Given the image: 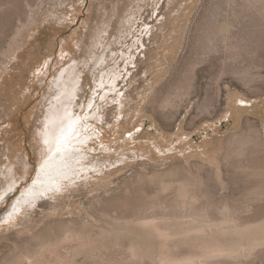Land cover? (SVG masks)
Returning <instances> with one entry per match:
<instances>
[{
	"label": "rangeland",
	"instance_id": "1",
	"mask_svg": "<svg viewBox=\"0 0 264 264\" xmlns=\"http://www.w3.org/2000/svg\"><path fill=\"white\" fill-rule=\"evenodd\" d=\"M244 1L0 0V264H150L128 256L133 236H94L110 228L105 216L172 199L182 183L208 208L264 186V25ZM216 5L223 15H212ZM240 10L253 21L235 23ZM231 51L238 65L255 63L250 82ZM61 105L87 135L77 164L94 167L3 218L32 181ZM236 136L249 142L233 158Z\"/></svg>",
	"mask_w": 264,
	"mask_h": 264
},
{
	"label": "bare ground",
	"instance_id": "2",
	"mask_svg": "<svg viewBox=\"0 0 264 264\" xmlns=\"http://www.w3.org/2000/svg\"><path fill=\"white\" fill-rule=\"evenodd\" d=\"M245 1L246 6L247 3L249 4L251 9L250 12L252 15L254 14V18L257 17L258 23L260 20L259 24L263 23L264 25V0ZM216 6L217 7L212 11L213 16L221 15L222 13L220 12L222 10H220L221 7L219 5ZM233 6L236 5L229 4V7H231L232 10L234 9ZM249 7L247 8L249 9ZM243 10L245 11L246 9ZM243 13L241 10L240 12H234L236 15L235 23H243L244 25H246V23L249 24V21L251 23V17L253 16L250 15L251 17H249L251 20L247 21L248 18L246 19L245 16L248 17V14L244 15ZM31 19L32 16L29 14L28 18L21 21L20 25L16 27L15 32L8 42V47L12 45V42L19 34L20 29L25 26L27 22H31ZM241 31H243V29ZM228 35H224L221 38L222 43L227 48V51H230L229 46L231 43L228 44V40H230L228 39ZM214 40L215 39L212 37L208 38L203 43L202 48L206 50L211 49L215 46ZM253 40H251V42H253ZM234 47L232 46V48ZM230 53L233 55L232 62L234 65H232V67L234 71H236L237 74L241 73L242 79L245 82H250L253 77L250 70L256 67L255 63L245 62L246 64L244 65H238L240 61L237 58V52L231 51ZM164 102L167 101L163 100V102L160 103V106H163L161 104H164ZM74 118L75 117L72 116V114L67 113L65 105H61V107L57 108L47 119L49 128L43 138L46 151L39 162L37 175L34 179L35 183L33 181L23 190L22 194L12 203L9 211L3 218L12 215L17 210V205L20 203H31L42 194L56 188L58 184L63 181L73 180L75 177L81 175V173H85L89 168L94 167V165L89 166L77 164L78 159L81 157V154L79 153L80 145L85 141L87 135L80 136L78 134L80 138L79 142L72 139L68 145L69 149L72 150L71 155L68 157L56 154V146L53 145L50 150L49 145L45 143V140L55 139V137L59 134L62 124L65 128L69 125H73V136L77 135V121ZM246 142H249V139L239 136L230 138L227 142L228 155L233 158H237V156H239L240 146ZM257 144L263 145L262 137L260 138L257 136ZM53 155H56V159L50 161L47 167L43 168L45 160ZM262 168L263 169L261 171L264 172V166H262ZM37 177H40V180H38ZM41 180L43 181L42 183ZM186 187L188 186H185L184 183L174 187L176 195H174L172 199L164 197L152 199L147 204H144V202V206L142 208L140 206L141 209H139V211L135 214L120 217L105 216V222L110 228L108 230L99 228L95 231V233H93L94 236L112 239L121 238L119 237L120 235H125L127 237L133 236L134 239L131 240L129 247L126 250L128 256L138 260L148 259L150 264H238L243 261H246L247 263V261L252 260L255 257L264 255V215H257L254 213V204L264 202V186L258 184L252 187L251 189L255 191L254 196L251 195L249 198L250 200L247 199L248 201L246 200V202L244 201L239 204L224 202V204L214 208L199 206L200 204H197L198 197L190 195V192L187 190L188 188L186 189ZM57 246L58 245H56V247ZM181 249H185L186 251L180 253ZM123 252L125 251L123 250ZM22 260L24 261V259ZM10 262H7L6 264H10ZM23 264H32V262L29 259ZM59 264L65 263L62 261L59 262Z\"/></svg>",
	"mask_w": 264,
	"mask_h": 264
},
{
	"label": "snow or ice",
	"instance_id": "3",
	"mask_svg": "<svg viewBox=\"0 0 264 264\" xmlns=\"http://www.w3.org/2000/svg\"><path fill=\"white\" fill-rule=\"evenodd\" d=\"M72 139H75L77 142H79L80 140L78 134L73 136V125H69L67 128H65L62 124L60 127L59 134L55 137V139L45 140V143L49 145L50 150L53 147V145H55L56 154L62 155L63 157H68L69 155H71V151H72L68 147ZM55 159H56V155L49 157L47 160H45L43 168H46L48 163ZM43 168H42V171H43ZM37 179L40 180V177H37ZM42 182L43 181L41 180V183Z\"/></svg>",
	"mask_w": 264,
	"mask_h": 264
},
{
	"label": "water",
	"instance_id": "4",
	"mask_svg": "<svg viewBox=\"0 0 264 264\" xmlns=\"http://www.w3.org/2000/svg\"><path fill=\"white\" fill-rule=\"evenodd\" d=\"M38 167H39V164H38ZM38 167H37V170H38ZM37 170H36V173H35V175H34V177H33V179H32V181L30 182V184L34 181V179L36 178V175H37Z\"/></svg>",
	"mask_w": 264,
	"mask_h": 264
}]
</instances>
